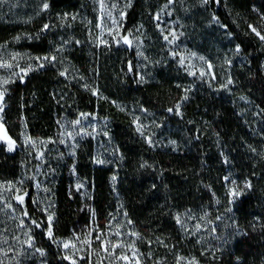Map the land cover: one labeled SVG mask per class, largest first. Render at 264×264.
I'll list each match as a JSON object with an SVG mask.
<instances>
[{
    "label": "trees",
    "instance_id": "16d2710c",
    "mask_svg": "<svg viewBox=\"0 0 264 264\" xmlns=\"http://www.w3.org/2000/svg\"><path fill=\"white\" fill-rule=\"evenodd\" d=\"M45 1L47 9L19 0L13 14L0 12V46L41 58L2 89L1 124L15 147L0 144V264H71L46 230L49 215L59 241L88 222L75 177L97 220L119 215L132 225L146 264H264V127L248 124L233 101L248 99L264 122V40L256 34L264 36V0H209L233 42V56H212L214 70L227 71L229 95L184 92L168 64L144 73L128 33L144 27L148 0H132L116 47L95 37L90 0ZM140 110L165 116L166 144L137 131ZM79 112L98 120L97 151L91 144L38 154L24 144V128L47 137L57 117ZM36 164L45 182H33ZM234 181L242 190L233 199ZM20 232L25 241L16 244Z\"/></svg>",
    "mask_w": 264,
    "mask_h": 264
},
{
    "label": "rangeland",
    "instance_id": "374dc122",
    "mask_svg": "<svg viewBox=\"0 0 264 264\" xmlns=\"http://www.w3.org/2000/svg\"><path fill=\"white\" fill-rule=\"evenodd\" d=\"M19 0H0V12L12 14L16 11ZM45 0H32L34 7L41 9ZM132 0H90V8L98 14V30L94 33L97 40L113 43L120 46L119 36L123 32L125 13ZM146 21L143 28L135 27L128 36L135 49L136 55L147 75L152 74L154 68L168 64L170 68L181 75L184 92L202 88L217 94L229 95V79L225 68L220 65L219 71L214 70L212 58L224 62L225 58L233 56L230 36L218 21L210 8V2L203 0H148L146 6ZM215 18V19H214ZM175 34V39H173ZM165 36L168 40H165ZM168 41H172L169 43ZM15 44L0 46V91L6 84L22 76L28 66L39 62V57L22 55ZM57 47V46H56ZM213 56V57H212ZM203 57V59H200ZM10 65V66H2ZM59 71L66 74L65 64L58 65ZM9 82V83H10ZM82 88H86L85 80H81ZM57 94H60L58 89ZM238 114L255 129L264 127V122L258 115L257 107L245 97H233ZM2 103L3 108L4 104ZM3 108L0 111V144L8 151H13L15 143L5 133L1 124ZM58 116V115H57ZM137 127L144 136L166 144L170 133L167 131V122L164 115L157 112L140 110L136 112ZM79 121V123H76ZM25 129V128H24ZM22 132L24 144H30L37 153L50 154L54 146L71 152L73 148L89 146L98 150L101 145V136L98 120L95 114L79 112L73 119L57 117L52 132L47 137H31ZM12 144L11 150L9 145ZM38 156V155H37ZM39 165L32 169L34 183L46 181V173L37 178L36 171ZM230 183V182H229ZM79 200L82 206L90 212L88 222L80 221L77 229L66 239L57 243L63 257L71 264H146L147 261L140 252L136 243L138 235L132 225L119 215L110 216L107 220H97L87 204V190L81 180L75 177ZM232 190H242L238 183H230ZM18 197V196H16ZM15 197V200L19 203ZM233 198V196L231 195ZM236 198V197H235ZM48 236V229L46 230ZM25 232L16 236V244L25 241ZM67 244L68 247L64 245ZM67 257V258H66ZM178 264H197L191 259H181Z\"/></svg>",
    "mask_w": 264,
    "mask_h": 264
},
{
    "label": "snow or ice",
    "instance_id": "6c2138e0",
    "mask_svg": "<svg viewBox=\"0 0 264 264\" xmlns=\"http://www.w3.org/2000/svg\"><path fill=\"white\" fill-rule=\"evenodd\" d=\"M173 2V0H169V3L171 4ZM203 3H207V0H203ZM48 4L45 2L44 4H43V8L44 9H47L48 8ZM215 19V18H214ZM49 27V25H44V29H47ZM251 27V26H250ZM252 31L253 32H256V29L255 28H252ZM256 34L258 35V36H260V38L262 39V40H264V36H261L260 35V33L259 32H256ZM165 38V40H168V37L167 36H165L164 37ZM173 39H175V34H173ZM103 42V41H102ZM124 42L125 43H129V41L127 40V38H125V40H124ZM169 43H172V41H168ZM37 59H41V58H37ZM43 59H48L47 57H45V58H43ZM52 59L54 60L55 59V57H52ZM200 59H203V57H201ZM2 66H10V65H2ZM41 66H43V65H41ZM61 75H63V73H61ZM142 79V78H141ZM10 81L9 80H7V79H5V80H3L2 81V83L3 84H8ZM229 83H231V81H229ZM4 94H5V92L4 91H0V101H2L3 100V97H4ZM93 94H95V90H93ZM2 108H3V105H2V103H0V111H2ZM177 108H179V105H177ZM169 111H171V109L169 110ZM76 123H79V121H76ZM137 131L139 132V131H141V126H138L137 127ZM150 142V141H149ZM11 147H12V144H10L9 145V149L11 150ZM96 163H104V161H100V160H97L96 161ZM113 179H115L114 177H113ZM227 179V178H226ZM247 187H250V184H245V188H247ZM231 195L233 196V199L235 198V197H238V196H240L241 195V191L240 190H232V192H231ZM16 199L18 200V201H20V202H22L23 201V197H21V196H18V197H16ZM52 220H53V217L51 216V215H49L48 216V221H49V227H48V236L51 238V236H52ZM35 223V222H34ZM37 227H39V225H36ZM65 247H68V245L67 244H65L64 245ZM38 251H41V254H43V252H42V250H38ZM67 258V257H66Z\"/></svg>",
    "mask_w": 264,
    "mask_h": 264
}]
</instances>
